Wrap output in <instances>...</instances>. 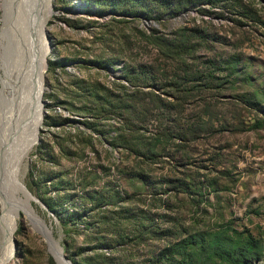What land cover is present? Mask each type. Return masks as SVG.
I'll return each mask as SVG.
<instances>
[{
	"label": "rangeland",
	"instance_id": "rangeland-1",
	"mask_svg": "<svg viewBox=\"0 0 264 264\" xmlns=\"http://www.w3.org/2000/svg\"><path fill=\"white\" fill-rule=\"evenodd\" d=\"M1 2L10 16L5 23ZM16 3L33 5L29 18L40 21L44 0ZM13 7L14 0H0V46L6 33L11 38L8 59L0 64V148L8 142L26 145L22 124L11 127L1 115L9 101L1 103L6 80H15L20 41ZM47 31L46 112L40 140L38 130L21 169L30 192L45 204L65 200L64 206L86 207L100 216L99 204L110 198L112 187L119 189L122 208H100L114 219L113 232L104 234L119 261L150 264L170 243L228 230L235 238L251 234L259 241L263 254L252 264H264V0H52ZM152 34L169 40L194 35L195 49L167 55ZM128 66L156 80L140 86L166 103L155 101L152 115L134 120L147 126L146 135L125 126L127 87L132 88ZM175 82L177 91L165 85ZM109 105L117 107L114 115ZM177 124L190 128L187 140L159 136L149 146L155 142L157 155L143 154L151 132ZM122 130L124 138L118 137ZM9 148L10 165L16 154ZM31 201L68 256L81 261L89 254L95 243L86 237L94 236L84 222H64ZM2 214L0 198V219ZM95 219L91 215L87 221L96 225ZM150 225L156 229L141 241H116L117 230L134 236ZM42 229L22 211L12 236L16 256L3 264H59ZM2 234L0 227V242Z\"/></svg>",
	"mask_w": 264,
	"mask_h": 264
},
{
	"label": "trees",
	"instance_id": "trees-1",
	"mask_svg": "<svg viewBox=\"0 0 264 264\" xmlns=\"http://www.w3.org/2000/svg\"><path fill=\"white\" fill-rule=\"evenodd\" d=\"M170 7L171 5H169V8ZM151 38L162 50L164 47L167 49L165 52L167 55H183L189 53L191 50L195 49L196 45L193 42L194 35L169 40L159 35L152 34ZM126 73L132 88L127 87V89L130 90L128 93L130 102L124 106L126 112L129 113L128 121L125 126H132L136 130L142 129L143 135H146L149 131L147 126L138 127L137 122L133 123L134 120L137 121V119H140L143 121L144 118L146 119L148 117L147 115H152L153 108H151V105L155 101L159 102L161 106H166V103L159 93L154 91H144L143 87L140 86L156 82L152 77L146 76L145 71L142 68L137 71L135 66H128ZM165 85L174 88L175 91L179 90L177 89L179 86L176 82L175 84L171 83ZM116 108V106L109 105L110 115H114ZM104 113H107V111H104ZM118 114L120 116L123 115L121 112ZM115 116L118 117L117 114ZM165 128V131H162L157 135L151 132V136L148 137V142H145L148 147L147 150L143 152L145 156L154 158L157 155V150L153 148L155 147V142H153L152 147L149 146L150 142L158 139L159 136H163L169 140L173 138H176L177 140L180 139L181 141L188 139L190 128L184 124H177V126H173L172 128L166 126ZM132 130L134 131V129ZM124 131L125 130H122L118 137L124 138L126 134ZM146 137L147 136H143V138ZM150 137H152V139H150ZM110 194L111 196L109 199H106L99 204L100 208L104 205L110 204H115L116 206L121 207V201L123 200L121 197V191L112 187ZM45 202L49 209L54 210L64 222L71 219L84 222L87 229H89L90 233L94 236L86 237V239L90 240V242L93 241L95 244L92 246L89 245L90 247L88 249L90 252L88 255L82 257L81 261L76 260L74 254H69V257L75 264H134L126 262L124 258H122V261H119L111 253L113 244L108 241L107 234H104L113 232L110 222L114 221V219L108 215V210L106 212V210H101L99 208L101 214L100 216H95L93 213L88 212L86 207L84 210L80 211L76 205L74 207H69L68 204L64 206L65 200L56 205H53V202L49 200H45ZM58 205L64 207V209H58ZM115 214H121V212L116 211ZM91 215L94 219L96 218V225H93L92 222H90L91 220L87 221ZM151 227L152 225L144 227L143 230L139 231L134 236H129V234L121 232L122 230H117L118 238L116 237V241L119 242V244L121 242L127 243V237H129V240L139 239V241H141L145 233H149L150 229L153 233L154 229H156ZM97 233L102 234L96 236ZM194 238L197 240H193ZM262 254L261 243L251 236V234H248L247 236L241 235L240 237L235 238L230 231L224 230L223 232L219 231L209 235L203 233L201 235L188 237L185 240L176 243H170L164 247L160 255L153 256L151 258L152 260H149V262L150 264H214V259H220L221 261H225V264H252V261L262 256ZM144 262L146 263L147 260Z\"/></svg>",
	"mask_w": 264,
	"mask_h": 264
},
{
	"label": "bare ground",
	"instance_id": "bare-ground-1",
	"mask_svg": "<svg viewBox=\"0 0 264 264\" xmlns=\"http://www.w3.org/2000/svg\"><path fill=\"white\" fill-rule=\"evenodd\" d=\"M16 2L17 0H14L13 15L16 16L14 25L16 32L18 31L16 36L20 40L17 48L16 76L13 82L9 78L6 80L1 103L9 101L8 105L1 110V115L6 118L5 124L10 122L11 127L17 122L22 124L20 126V130L23 132L21 140L26 145L19 147L15 143L8 142L0 148V198L3 202V214L0 219V227L3 230L0 242V264L8 261L14 255L12 236L22 211L43 225L42 230L47 236L58 263L67 264L60 243L54 237L52 230L43 224L39 213L32 204L33 196L21 177L23 160L30 152L32 142L42 124L41 98L42 90L45 87L47 55L50 51V48L46 47L45 39L47 37V22L52 14V0H44L43 15L40 13L42 17L38 23L29 18L33 5L30 7V5L24 4L22 7L18 4L19 2ZM11 145L14 146L16 156L13 157L9 165V158H6V155L9 157V154H6L5 150ZM7 151L10 153L11 149L9 148Z\"/></svg>",
	"mask_w": 264,
	"mask_h": 264
},
{
	"label": "water",
	"instance_id": "water-1",
	"mask_svg": "<svg viewBox=\"0 0 264 264\" xmlns=\"http://www.w3.org/2000/svg\"><path fill=\"white\" fill-rule=\"evenodd\" d=\"M1 8H2V21H3V23H5L6 22V20H8L9 19V17L10 16H6L5 15V12H4V7H3V4H2V2H1ZM3 23H2V25H3ZM3 31V29H2V26H1V30H0V33ZM5 42L3 41V43L1 44V46H0V64L2 65V67H3V65L5 64V60L6 59H8V56H9V54H10V40H11V38L9 37V35H8V33H6V36H5ZM47 38H48V41H49V37H48V31H47ZM1 87H2V79H1V76H0V91H1ZM44 91H45V87H44V89L42 90V98H41V103H42V107H43V116H42V122H43V119H44V115H45V108H44V105H45V100H43V94H44ZM40 129H41V125H40V128H39V134H38V139H37V142L40 140ZM28 189V188H27ZM29 190V189H28ZM29 192H30V190H29ZM30 194L33 196V198H34V201L36 202V203H40L46 210H48L49 212H51L50 211V209L48 208V206L43 202V201H41L39 198H37L36 196H34L31 192H30ZM52 213V212H51ZM14 241V240H13ZM46 242L48 243V241H47V239H46ZM49 244V243H48ZM17 250H18V246H17V243H16V241H14V257L16 256V252H17ZM61 251H62V253H63V257H64V259L66 260V263L67 264H75L72 260H71V258L65 253V251H64V248L61 246ZM55 257V256H54ZM56 259V258H55ZM57 261V260H56ZM58 263V262H57ZM8 264V263H7Z\"/></svg>",
	"mask_w": 264,
	"mask_h": 264
}]
</instances>
